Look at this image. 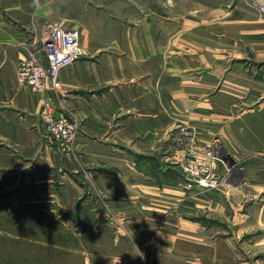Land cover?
Masks as SVG:
<instances>
[{
	"label": "crops",
	"instance_id": "0c3cea01",
	"mask_svg": "<svg viewBox=\"0 0 264 264\" xmlns=\"http://www.w3.org/2000/svg\"><path fill=\"white\" fill-rule=\"evenodd\" d=\"M91 1L0 0V264L137 257L129 237L108 224L93 229L106 211L143 239L173 245L188 235L211 246L218 236L234 258H264V12L256 0H186L191 9L180 11L120 0L115 14L109 0L96 26L67 12ZM55 20L79 29L83 56L60 71L56 90L19 85L18 68ZM47 102L77 122L71 150L43 123ZM167 116L176 122L163 140ZM192 158L223 187L193 198L196 183L180 169ZM195 200L209 211L201 223L173 213Z\"/></svg>",
	"mask_w": 264,
	"mask_h": 264
},
{
	"label": "rangeland",
	"instance_id": "374dc122",
	"mask_svg": "<svg viewBox=\"0 0 264 264\" xmlns=\"http://www.w3.org/2000/svg\"><path fill=\"white\" fill-rule=\"evenodd\" d=\"M118 5H120V0L115 1L114 9L111 8V5L109 6V0H92L90 3L91 7H88L87 11L85 10V5L83 4L82 6L78 5L76 7H71V9L69 7L67 12H69L70 14L76 12L79 18H81L83 21L96 26L101 18L105 16L106 11L110 12V10L112 9V12L114 14L117 13ZM161 5L163 9L167 11H180L187 8L191 9L192 7L191 2H186V0H161ZM63 22L66 25V22ZM173 122H176V120H173V116L164 117L163 140L167 137V135L173 133V131L171 130L173 128ZM193 160H196V158L184 159L180 168L181 171L191 174V172L186 171V168H191V166H193L191 163ZM197 161H199L197 163H204L198 158ZM205 164L208 165L207 163ZM173 166H176V169H179L177 165ZM197 167L193 166V168H195L193 174L197 179L196 181L191 180L196 183L197 186L195 188L196 194L193 198L200 199L204 194H207L208 190L217 191L218 189H221L223 187L225 181L219 176V174L217 175V173V178H212L214 183H211L210 185L200 184L199 181L205 176L202 175L201 168ZM196 170L199 171V174H195ZM189 207L190 208H181L180 206H178V209L180 211H175L173 213L179 216L180 219L181 217L186 218L187 215L184 213L189 212L187 213L188 217L193 220H198V222L200 223L201 221H204V219L208 215L207 213H209V211H203L204 208L202 200L193 201ZM104 208L106 207L104 206ZM182 211H184V213H182ZM96 214L98 216V220L95 223L93 229L99 231L103 224L110 225V227H112L114 231L116 230L117 233H115L117 236H125L127 238L129 237L128 240L131 239L132 241H134L131 242L130 240L129 246L136 250L138 256L132 258L122 255V257H112L107 260L94 259L92 261L93 264H264V258L263 256H260L262 254H258L257 256L262 258L254 260L234 258V254L231 253L232 250L229 247L227 248L222 243H218L219 240L218 236H216V232H213L215 234L214 236H216V239L211 240V246H204L205 244L202 241L188 238V235H186V237L184 238L186 240L184 243L177 242L176 244L170 245L164 242H160L154 237L146 239L141 238L139 235L135 234L134 229L131 228L129 222L126 221V219L121 214L112 212V215L111 213H109V211L103 212L101 214ZM164 214L165 218L163 217V221L170 218V212L166 211ZM115 221L117 222L115 223ZM64 263L70 264L71 261L67 259ZM35 264H42V262L39 260H35ZM54 264H57V261H55Z\"/></svg>",
	"mask_w": 264,
	"mask_h": 264
},
{
	"label": "built area",
	"instance_id": "2783aa9c",
	"mask_svg": "<svg viewBox=\"0 0 264 264\" xmlns=\"http://www.w3.org/2000/svg\"><path fill=\"white\" fill-rule=\"evenodd\" d=\"M256 3L259 10L264 12V3H260V0H256ZM83 54L78 28H69L61 20L48 22L40 29L37 48L18 68L17 81L19 85H29L35 91L56 90L60 87L58 80L60 71L79 60ZM41 119L54 140L64 149L71 150L79 134L77 122L71 117L57 115L56 106L52 102L43 105ZM217 152V145L214 144L206 154L214 158ZM197 162L199 161L196 159L191 163L200 167L202 175L205 176L199 183L202 185L214 183L212 178H217L215 170L209 164ZM193 166L186 168L191 174L185 175L188 179L196 181ZM195 174H199V171L196 170Z\"/></svg>",
	"mask_w": 264,
	"mask_h": 264
}]
</instances>
